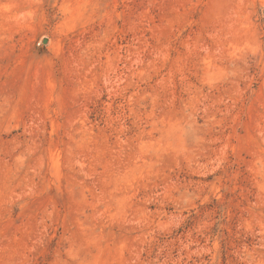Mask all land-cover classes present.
<instances>
[{"label":"rangeland","instance_id":"1","mask_svg":"<svg viewBox=\"0 0 264 264\" xmlns=\"http://www.w3.org/2000/svg\"><path fill=\"white\" fill-rule=\"evenodd\" d=\"M0 264H264V0H0Z\"/></svg>","mask_w":264,"mask_h":264},{"label":"water","instance_id":"2","mask_svg":"<svg viewBox=\"0 0 264 264\" xmlns=\"http://www.w3.org/2000/svg\"><path fill=\"white\" fill-rule=\"evenodd\" d=\"M47 42V40H45V43Z\"/></svg>","mask_w":264,"mask_h":264}]
</instances>
